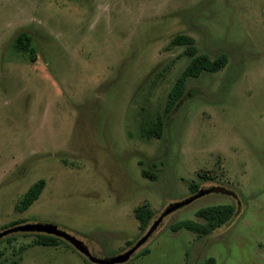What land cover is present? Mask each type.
<instances>
[{
    "label": "rangeland",
    "instance_id": "obj_1",
    "mask_svg": "<svg viewBox=\"0 0 264 264\" xmlns=\"http://www.w3.org/2000/svg\"><path fill=\"white\" fill-rule=\"evenodd\" d=\"M20 32L35 61L13 48ZM176 34L228 62L189 79L167 112L189 60L168 47ZM157 116L162 136L143 137L142 122ZM40 178L39 198L19 212ZM189 181L211 190L163 217L121 264H264V0H0V230L48 223L110 257L193 195ZM144 202L154 216L140 230L134 208ZM216 204L235 213L210 234L170 229L203 222L196 210ZM15 234L0 241V264H99L65 240L31 245L33 233Z\"/></svg>",
    "mask_w": 264,
    "mask_h": 264
},
{
    "label": "trees",
    "instance_id": "obj_2",
    "mask_svg": "<svg viewBox=\"0 0 264 264\" xmlns=\"http://www.w3.org/2000/svg\"><path fill=\"white\" fill-rule=\"evenodd\" d=\"M13 48L17 51L25 53L30 61L36 60V49L32 44V37L26 32L18 33L12 44ZM182 46L183 50L181 55L186 56L189 60L184 66L180 74L175 79L169 93L166 104V111H170L173 107L182 99L186 90L187 81L191 78H198L203 72L216 73L222 70L228 62V57L225 53H222L215 58H210L207 54L199 53L198 48L195 45V39L188 34H176L169 42L168 47ZM164 122L162 118L157 116L154 120L146 119L142 122L140 127L141 134L145 138L161 137L163 133ZM140 174L144 178L155 180L156 175L144 167L140 169ZM189 191L194 194L200 190V182L189 181ZM45 187V180L43 178L35 181L27 190L23 193L22 197L16 204V209L19 212L27 210L40 196L43 188ZM218 188H215L217 191ZM235 213V206L232 204H216L201 207L196 210L195 215L201 218L203 222H197L191 219H183L173 223L170 229L174 232L184 228L197 233L199 236H206L213 230L221 227L227 223ZM134 216L139 223L140 230H145L153 216L154 212L148 202H144L134 208ZM24 223L23 220L12 221L5 225L3 229ZM20 234V233H19ZM26 235V233H22ZM34 239L31 245H43V246H57L59 243L65 242L59 237L53 235H47L43 233H33ZM17 234H11L3 237L1 240H10ZM128 244H132L128 241ZM27 247L22 246L19 251H22ZM149 253V249H142L138 254L146 255ZM3 252L0 250V258ZM19 259H12L7 264H18ZM205 264H214V258L209 257L205 260Z\"/></svg>",
    "mask_w": 264,
    "mask_h": 264
},
{
    "label": "water",
    "instance_id": "obj_3",
    "mask_svg": "<svg viewBox=\"0 0 264 264\" xmlns=\"http://www.w3.org/2000/svg\"><path fill=\"white\" fill-rule=\"evenodd\" d=\"M211 189H200L197 193H194L188 198H185L179 202L169 204L163 212L159 215V217L153 221L147 232L139 238L129 249L125 252L113 255L105 258H98L92 255L88 249V247L78 238L73 236L72 234L67 233L61 229H58L55 226H52L48 223H21L17 224L5 229L0 230V239L15 233H43L47 235H53L55 237H59L70 245H72L77 251H79L82 255H84L90 262L99 263V264H121L126 262L135 252L136 250L147 241L152 232L156 229L158 224L161 222L163 217L170 214L171 212L193 202L195 199L203 196Z\"/></svg>",
    "mask_w": 264,
    "mask_h": 264
}]
</instances>
